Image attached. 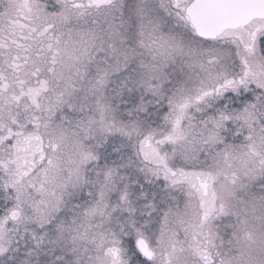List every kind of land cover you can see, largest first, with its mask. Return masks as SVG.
<instances>
[{"label":"snow or ice","instance_id":"snow-or-ice-1","mask_svg":"<svg viewBox=\"0 0 264 264\" xmlns=\"http://www.w3.org/2000/svg\"><path fill=\"white\" fill-rule=\"evenodd\" d=\"M0 264H264V0H0Z\"/></svg>","mask_w":264,"mask_h":264}]
</instances>
